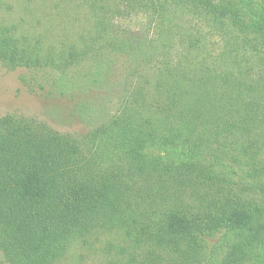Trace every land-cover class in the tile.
<instances>
[{"label": "trees", "instance_id": "16d2710c", "mask_svg": "<svg viewBox=\"0 0 264 264\" xmlns=\"http://www.w3.org/2000/svg\"><path fill=\"white\" fill-rule=\"evenodd\" d=\"M90 6L81 48L25 46L0 25V62L33 74L23 85L49 80V95L66 96L67 79L51 72L89 59L87 93L114 79L122 57L131 106L89 132L86 152L44 124L0 117L1 254L60 264L104 237L100 264H211L219 243H231L225 264H264V0ZM131 10L149 11L163 32H119ZM178 15L199 24L188 31ZM83 87L69 99L90 119L100 104Z\"/></svg>", "mask_w": 264, "mask_h": 264}, {"label": "rangeland", "instance_id": "374dc122", "mask_svg": "<svg viewBox=\"0 0 264 264\" xmlns=\"http://www.w3.org/2000/svg\"><path fill=\"white\" fill-rule=\"evenodd\" d=\"M91 12L90 0H0V25L13 26V35L25 46L30 44L34 46L38 43L43 50L50 46L58 52L72 44L81 48L84 42L89 40L93 19ZM131 12L128 17L122 19L117 17L115 20L114 26L119 32L128 36L145 35L152 40L156 38L155 33L160 30L163 32L160 27L163 26L162 22L156 20L149 11L131 10ZM178 16H183L181 20L187 22L188 31L193 25L199 24L190 16ZM180 50L179 47H173L170 52L172 57L179 58ZM123 61L125 60L122 57L114 60L111 70L114 79L109 76L111 80L100 84L96 89H88L87 93L85 90L93 87L88 85L86 78L94 72L92 68L94 65L89 59L79 58L72 61L64 74L58 70L52 71V75H63L67 79V91L63 90L67 92L66 96H60L58 93L49 95L50 88L43 84V82L50 83L49 80L42 83L33 82L28 85L30 87L23 85L22 77L32 73L27 72L28 69L25 68L6 67L0 62V117L10 114L44 124L54 131L75 137L86 152L90 148L87 142L91 130L110 116L131 108L129 91L126 89L127 80L120 79L125 73ZM51 73L49 79L54 76ZM37 76H42V73L38 72ZM82 86H84L83 94L95 98L100 104L98 110L89 116L90 119H81L69 99L70 94L81 93ZM101 239L104 240V237ZM103 240L93 242L95 243L93 250L97 253L86 252L84 248L74 246L69 256L60 264H100V256L103 254H98L104 250L101 246ZM213 242L215 239L209 241L210 244ZM229 244L231 245V243L218 244L220 246L216 248L211 264H225ZM0 264H10L9 257H5L1 252ZM241 264H252V262L246 260Z\"/></svg>", "mask_w": 264, "mask_h": 264}]
</instances>
